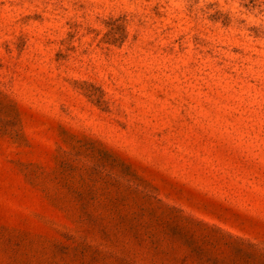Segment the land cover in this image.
I'll return each instance as SVG.
<instances>
[{
	"label": "rangeland",
	"instance_id": "1",
	"mask_svg": "<svg viewBox=\"0 0 264 264\" xmlns=\"http://www.w3.org/2000/svg\"><path fill=\"white\" fill-rule=\"evenodd\" d=\"M0 264H264V0H0Z\"/></svg>",
	"mask_w": 264,
	"mask_h": 264
}]
</instances>
